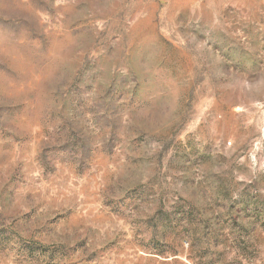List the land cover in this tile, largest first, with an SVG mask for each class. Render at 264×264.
<instances>
[{
    "label": "rangeland",
    "instance_id": "obj_1",
    "mask_svg": "<svg viewBox=\"0 0 264 264\" xmlns=\"http://www.w3.org/2000/svg\"><path fill=\"white\" fill-rule=\"evenodd\" d=\"M0 264H264V0H0Z\"/></svg>",
    "mask_w": 264,
    "mask_h": 264
}]
</instances>
